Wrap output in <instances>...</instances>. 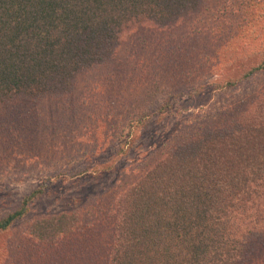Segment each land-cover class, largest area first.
Returning a JSON list of instances; mask_svg holds the SVG:
<instances>
[{"label": "trees", "instance_id": "16d2710c", "mask_svg": "<svg viewBox=\"0 0 264 264\" xmlns=\"http://www.w3.org/2000/svg\"><path fill=\"white\" fill-rule=\"evenodd\" d=\"M255 4L250 6L264 7V0ZM205 5L206 0H0V110L15 99L73 92L82 73L114 64L128 37L141 29L182 28ZM258 27H252L254 40L239 54L252 49L249 55H261V62L249 63L236 78L183 84L161 102L155 97L157 86L136 101L133 111L122 113L121 106L116 115L131 128L139 127L150 116L177 113L173 108L179 100L195 104L196 96L213 92L222 106L239 90L233 112L217 110L170 139L156 140L160 151L150 164L135 159L117 173L123 182L118 187L120 179L113 182L105 208L96 195L88 201L89 195L74 194L59 212L30 218L18 237L7 238L6 264H22L14 245L27 250L29 258L38 257L28 260L32 264H251L263 258L264 29ZM239 37H229L227 43ZM193 38L192 49L209 50ZM249 79L253 81L242 87ZM92 152L84 153L87 160ZM82 170L75 182L102 172L90 163ZM51 173L53 180L39 177L0 215V234L25 221L38 200L62 185L59 169ZM102 220L108 223L106 241ZM76 233L83 234V246L75 253L64 248L61 256L49 254L61 242L74 243ZM12 238L16 244L11 245Z\"/></svg>", "mask_w": 264, "mask_h": 264}, {"label": "rangeland", "instance_id": "374dc122", "mask_svg": "<svg viewBox=\"0 0 264 264\" xmlns=\"http://www.w3.org/2000/svg\"><path fill=\"white\" fill-rule=\"evenodd\" d=\"M241 2L243 0H206L201 15L182 28L141 29L128 37L114 64L82 73L77 77L73 92L47 94L35 101L15 99L1 108L0 215L36 185L39 177L50 180L51 171L59 169L63 183L55 193L38 200L25 221L14 226L8 234H0V257L4 255L0 264L7 262V238L18 237L30 218L59 212L64 209L67 196L74 194L89 195L88 201L94 200L93 195H96L98 205L105 208L109 194L114 191L113 182L120 179L117 187L123 182L117 173H122L121 168L135 159L144 160L142 166L150 164L160 151L154 147L156 140L162 141L167 136L170 139L185 125L201 121L209 114L216 115L217 110L224 111V115L231 113L240 97L239 90L232 97L228 95L230 98L222 106H219L221 101L215 102L218 95L213 92L196 96L195 104L179 100L173 108L177 113L150 116L139 127L134 125L131 128L130 123L124 124L120 114L116 115L121 106L122 113L133 111L136 101L152 95L157 86L159 93L155 97L161 102L181 86L215 80L226 82L236 78L249 63H260L261 55H249L252 49L239 53L254 40L251 35L253 26L264 29V24L259 21L264 20V10L258 12L264 7H251L256 5V0ZM257 12L261 14L254 21ZM235 35L240 37L227 43L228 38ZM205 36L208 41L203 39ZM193 37L201 45L207 43L209 50L192 49ZM252 81H244L242 87ZM227 88L225 85L224 89ZM91 150L94 152L87 160L84 153ZM87 163L102 172L75 182L77 178L74 177L83 172ZM112 164L115 167L111 170ZM90 171H85L84 175ZM103 220L102 235L106 236L108 223ZM84 234L88 238L89 234ZM82 235L76 233L74 243L64 241L56 248H49V254L61 256L64 248L71 249L67 253H75L76 248L83 246V241L79 240ZM13 238L11 245L16 244ZM13 249L22 264H32L28 261L32 258L38 261L37 256L29 258L27 250L23 252L15 245ZM251 264H264V256L256 257Z\"/></svg>", "mask_w": 264, "mask_h": 264}]
</instances>
